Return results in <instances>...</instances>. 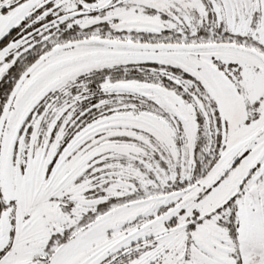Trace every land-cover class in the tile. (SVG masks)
<instances>
[{"label":"snow or ice","instance_id":"snow-or-ice-1","mask_svg":"<svg viewBox=\"0 0 264 264\" xmlns=\"http://www.w3.org/2000/svg\"><path fill=\"white\" fill-rule=\"evenodd\" d=\"M0 264H264V0H0Z\"/></svg>","mask_w":264,"mask_h":264}]
</instances>
